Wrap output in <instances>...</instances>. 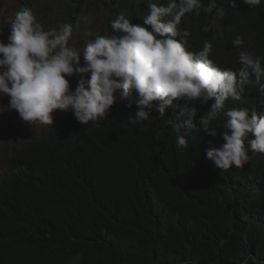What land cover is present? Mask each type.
Wrapping results in <instances>:
<instances>
[{"label": "trees", "instance_id": "obj_1", "mask_svg": "<svg viewBox=\"0 0 264 264\" xmlns=\"http://www.w3.org/2000/svg\"><path fill=\"white\" fill-rule=\"evenodd\" d=\"M216 2L226 14L211 32L264 31V0L255 8ZM67 3L66 21L74 22L79 7ZM102 3L145 26L148 0ZM257 46L264 52V40ZM138 99L114 103L103 122L87 125L61 113L47 136L36 134L8 159L0 172V264H242L249 255L264 264V153H249L242 168L217 169L205 153L224 143L223 128L216 137L181 130L188 147L178 149L169 122L179 114L153 109L132 124L137 103L127 105Z\"/></svg>", "mask_w": 264, "mask_h": 264}, {"label": "clouds", "instance_id": "obj_2", "mask_svg": "<svg viewBox=\"0 0 264 264\" xmlns=\"http://www.w3.org/2000/svg\"><path fill=\"white\" fill-rule=\"evenodd\" d=\"M45 1L17 0L3 36L8 42L0 40V95L10 97L8 108L23 121L53 125L71 110L87 125L136 93L139 99L127 105L138 108L129 122L149 120L153 109L161 117L165 110L178 113L169 122L180 133L178 149L188 147L181 130L216 137L223 128L224 143L205 153L217 169L242 168L249 153H264V52L257 46L264 31L245 38L230 26L211 32L226 14L216 0H148L147 27L111 4L92 5L89 12L109 15L97 20L96 35L86 32L92 37L77 42L76 26L83 29V21L77 13L74 22L66 21L67 0L62 13L41 5ZM243 2L255 8L262 0ZM228 6L236 8V0ZM201 29L205 34L197 36ZM3 111L0 106V118ZM221 116L222 124L212 126ZM255 259L249 255L242 264Z\"/></svg>", "mask_w": 264, "mask_h": 264}, {"label": "rangeland", "instance_id": "obj_3", "mask_svg": "<svg viewBox=\"0 0 264 264\" xmlns=\"http://www.w3.org/2000/svg\"><path fill=\"white\" fill-rule=\"evenodd\" d=\"M16 1L17 0H4V6L0 10V40H3L5 43L8 42V39L3 38V36L9 34L6 29H8L9 26V19L14 15L12 10ZM35 1L40 3L41 0ZM79 1L81 0H77L75 5L78 4ZM102 2L103 0H98V4ZM65 3V0H46L41 3V5L56 10L58 13H62L61 7ZM92 3L91 0L84 1L79 7V12H77L78 19L81 18L83 21V29H81L80 26H76L77 42L81 39H89L96 35L99 27L97 20L109 15L103 10L95 13L89 12ZM86 32H91L93 35L90 37L85 36ZM9 99L10 97L8 96L0 95V106L5 108L3 117L0 118V172L6 169L8 159H13L21 149L32 146L34 134L44 136L42 132L50 128V125H30L28 122L23 121L17 111L8 108ZM57 113L58 111L53 113L54 119L57 117Z\"/></svg>", "mask_w": 264, "mask_h": 264}, {"label": "bare ground", "instance_id": "obj_4", "mask_svg": "<svg viewBox=\"0 0 264 264\" xmlns=\"http://www.w3.org/2000/svg\"><path fill=\"white\" fill-rule=\"evenodd\" d=\"M59 118H61V114H59ZM57 121H58V120H54L53 125H50L49 130H50L52 127H54V125H55V123H57ZM99 121L103 122V120H101V119H100ZM49 130H44V132H42V135H44V137L47 136V132H48ZM35 135H36V134H34L33 137H35ZM201 135H202V134H201ZM201 135H200V136H201ZM195 136H197V135L195 134ZM30 138H31V137H30ZM27 144H28V143H27ZM8 161H9V160H7V162H8Z\"/></svg>", "mask_w": 264, "mask_h": 264}, {"label": "water", "instance_id": "obj_5", "mask_svg": "<svg viewBox=\"0 0 264 264\" xmlns=\"http://www.w3.org/2000/svg\"><path fill=\"white\" fill-rule=\"evenodd\" d=\"M3 7V0H0V9Z\"/></svg>", "mask_w": 264, "mask_h": 264}]
</instances>
